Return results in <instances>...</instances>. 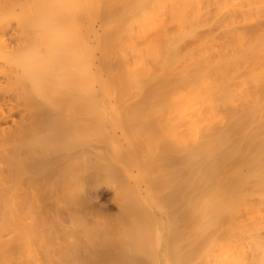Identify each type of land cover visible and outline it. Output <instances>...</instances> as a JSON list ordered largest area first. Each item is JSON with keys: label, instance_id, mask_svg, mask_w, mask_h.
Listing matches in <instances>:
<instances>
[{"label": "bare ground", "instance_id": "1", "mask_svg": "<svg viewBox=\"0 0 264 264\" xmlns=\"http://www.w3.org/2000/svg\"><path fill=\"white\" fill-rule=\"evenodd\" d=\"M98 52L99 62L95 61ZM112 96L131 103L121 126L129 127L127 120L134 117L138 104L140 113L136 112L144 114H138L143 120L135 117L139 130L166 140L167 148L157 151L155 135L152 140L145 134L148 146L154 145L148 158L162 152L157 155L166 162L173 151L174 158L167 163L174 172H169V165L167 171L161 159V165L155 163L157 155L148 171L150 176L153 171L154 186L165 189L162 196L169 199L161 205L170 204L173 223L167 238L170 263L196 264L194 260L200 258L198 264L213 260L215 264H264V0H0V264L159 263L157 250L164 234L152 207L156 204L147 202L148 196L141 195L132 177L113 165L130 166L129 153L123 155L121 148L112 146L107 127L103 100ZM163 107V112L171 111L160 119L157 110ZM145 116L152 117L141 125ZM99 135L108 143L107 154L106 147L100 148L103 143L99 151L95 148L93 141ZM224 144L231 150L235 147L234 160L228 154L231 150L225 153L227 161L229 157L236 163L234 170L229 168L233 163L224 161L223 150V156L212 154ZM219 156L224 167L217 161ZM102 162L106 166L110 162V171ZM208 162L210 166L202 167ZM238 163L244 170L235 175ZM214 164L233 171V187L228 179L231 173L225 172L230 186L225 182L221 186L228 190L214 191L216 174L226 175ZM158 165L163 177L155 173ZM195 165L204 171L202 187L214 179L204 187L207 190L199 185L201 172ZM138 167L145 169V165ZM144 169L139 170L146 179ZM169 173L175 176L177 188L172 182L175 190L167 193L161 179L171 182L170 176L165 177ZM184 174L191 183H183ZM98 178L101 183L116 181L108 184L115 185L114 192L118 187L114 197L120 196L115 199L119 202L113 203L118 204L117 210L113 207L116 215L111 214L114 209L104 214L107 206L95 193L99 186L94 184H101ZM208 189L214 194L198 209L210 194ZM176 200L182 202L180 207ZM232 221L237 224L223 225L215 239L222 243L224 236H230L232 245L240 246L251 239L250 247L247 240L242 250L237 248L242 259L231 243L229 250L222 243L227 248L223 251H217L221 245L214 247L215 240L212 243L218 228ZM229 230L235 237L237 230L238 237L244 235L237 240ZM245 234L250 236L243 240ZM211 243L213 252H222L218 261L217 253L211 259L213 252L207 247Z\"/></svg>", "mask_w": 264, "mask_h": 264}, {"label": "rangeland", "instance_id": "2", "mask_svg": "<svg viewBox=\"0 0 264 264\" xmlns=\"http://www.w3.org/2000/svg\"><path fill=\"white\" fill-rule=\"evenodd\" d=\"M97 27H99V24H97ZM101 56H102V55L100 54V52H98V53L96 54V56H95V61L99 62V60L101 59V58H100ZM99 58H100V59H99ZM113 97H114V98H113ZM111 98H112V99H111ZM138 98H139V97H136L135 99L137 100ZM114 99H116L115 96H112V97H110V99H104V100H103V102L106 103V104H104V105L106 106V107H105V110L107 111V112H106V113H107V114H106V115H107L106 118H107V121H108V123H107V127H109L108 129H110V131H111L110 133H111L112 135H111V134H109V135H111V139H112V141L116 144V145L114 144V145H112V146H113V147H116V146H117L118 149L121 148V149H122V150H121L122 152H121V151H120V152H121V153L125 152V155H126V156H127L128 153H129V155L127 156L128 159H127V158H126V159L129 160L128 163H130V166H129V164L126 166L127 163L124 164L125 162H124V163L122 162L121 165H120L119 163H118V165H115V163L113 162V165L116 166V167L118 166L119 169L121 168V171L127 173L128 176L130 175V177H132V179H133L132 182H133V184H135V183L138 184V185H136V184H135V185H136V188L141 192V195H145L146 197L148 196L149 198L151 197L150 199H149L148 197H147L148 199L146 198V201H147V202H150V201H151V202H150V203H152L151 205H154V203H155L156 205H157V204H158V205L160 204L159 207H158V205H157V207H156V205H155V206H152V207L157 211V213H158V216H159L158 218H159L160 228H161V230L163 231V232H162V235L164 234V235L162 236V237H163V239H162V245L160 244V247H159L158 250H157V258H158V261H159L158 264H164V263H166V262H167L166 264H172V263H170V261H172V260H171L172 258L168 255L169 252H170V251H168L169 248L167 249V247H168V245H169V242L167 241V238H169V237L171 236V233L169 232V231H170L169 227L171 228V226L173 225V223L170 222V221H172V220H170L171 217H170V215H168V213H170V212H169L170 209H168V208H169L168 206H169L170 204H169V205H168V204H165V203H167V201H168L169 199L167 200V198H166L167 196H166L165 198L163 197V196H164V193H165V192H163V191H165V189H164L163 191L161 190V191H162V192H161V191L159 190V189H161V186H159V187H158L159 189H158L157 186H156V187L154 186V182H155V181L153 182L154 179H152V181H151L150 178H153V177H154V176H152V175H153V173H152L153 171L151 172V176L148 174V173H149L148 171L154 168V167H153L154 163H152V162H154V160H155L154 158H156L155 155L159 154V152L156 153V151H155V153L153 154V157H152V158H148V157L150 156V154L152 155L154 149H155V150H157V149L160 150V148H161L162 146H164V148H165V146H166V148H167V145H166L167 142H166V140L163 139V137H162V139L159 140L160 136L158 137V135H157L156 133L153 134L152 131H149V132H150V134H148V135L150 136V137H149V136L146 134L148 131H147V132H143V131L141 132V130H139L138 127H139L140 124L137 122L136 118H137V116H138L137 119H139V117H140L139 115H142V114H139L140 112H139V110H138V109H139L138 107H139L140 105L138 106V104L136 105V109L138 108L137 110H138L139 113L136 112V111H137L136 109H135V110L133 109V112H132V113L134 114V117H133V118H128V120H127L128 122H129V121L131 122V124H130V123H129V124L133 126V127H132L133 129H131L130 125H129L127 122H126V123L128 124L129 127H128V126H126V127H128V128L125 129V127H123L124 124H122V126H121V123L123 122L122 120H124V119H122V115L125 114V112H126V114L128 115V110H126V111H124V110H125V108H127L128 106H130L131 103H128V101H127L126 99H121V98H119V100H118V99L114 100ZM135 99H134V100H135ZM109 100H110V101H109ZM134 100L131 99L130 102H132V104H133V103H134ZM138 100H139V99H138ZM138 100H137V101H138ZM115 101H119V102L115 103ZM137 101H135V103H136ZM103 102H102V103H103ZM140 102H143V101H140ZM144 102H145V101H144ZM144 102H143V103H144ZM109 103H110V104H109ZM137 103H138V102H137ZM149 103H151V102H149ZM162 103H163V102H162ZM165 103H166V105H168V102H165ZM108 104H109L110 106H109ZM144 104H146V103H144ZM144 104H143V105H144ZM147 104H148V102H147ZM147 104H146V105H147ZM121 105H122V107H119V106H121ZM133 105H134V104H133ZM143 105H142V106H143ZM164 105H165V104H164ZM134 106H135V105H134ZM134 106H133V107H134ZM137 106H138V107H137ZM165 107H166V106H165ZM168 107H169V105H168ZM119 108H122V109H119ZM140 109H141V108H140ZM164 109H166V108L163 107L162 109L160 108V109L157 110V113H159V114L161 115L160 119H162V118L165 117V116H166V118H167V117L169 116L170 111H171V110L169 111V108H168L167 111H169V113H167V115L164 116V113L167 112L166 110L163 112ZM170 109H171V108H170ZM111 110H112V111H111ZM142 110H143V109H142ZM120 111H124V112H123V113L121 112L122 114H120ZM140 111H141V110H140ZM111 112H112V113H111ZM142 112H144V111H142ZM154 112H156V111H153V113H154ZM109 113H110V114H109ZM145 113H146V112H145ZM151 113H152V112H151ZM157 113H156V114H157ZM112 114H113V116H112ZM138 114H139V115H138ZM149 114H150V112H149ZM120 115H121V116H120ZM152 115L155 116V114H152ZM142 116H144V114H143ZM112 117H114L113 120H115L116 122L112 120ZM123 117H124V116H123ZM125 117H126V115H125ZM135 117H136V118H135ZM147 117H150V116H145L144 121L141 123V125L144 124L145 121H147V120H146ZM151 117H152V116H151ZM151 117H150V118H151ZM158 117H159V116H158ZM121 119H122V120H121ZM140 119H142V117H140ZM163 119H164V118H163ZM125 120H126V119H125ZM142 120H143V119H142ZM148 121H149V120H148ZM119 124H120V125H119ZM137 124H138V125H137ZM125 125H126V124H125ZM122 127H123V128H122ZM120 128H121V129H120ZM119 129H120L121 131H119ZM122 129H123V130H122ZM127 129H128V130H127ZM127 131L130 132V133L133 135V137H135V139L132 137V138H133V141H132V139H131V141H130V138H131L132 135H130V137H129L128 133H126ZM119 132H120V133H119ZM123 132H125L126 134L123 133ZM140 132H141V133H140ZM130 133H129V134H130ZM139 133H140V134H139ZM142 133H143V134H142ZM145 134L149 137V139H152V138L155 137L154 140H155L156 144H158V145H156V144L154 143V144L156 145V147H154V149H152V147H153L154 145H151V146H152L151 148L149 147L150 145H149L148 143H149L150 141H149L148 139H146L147 136H145ZM158 134H159V133H158ZM224 134H225V133H224ZM151 135H153V136L155 135V136L152 137ZM100 136H101V135H99V137L96 136V137H97V138H96V141H95V140L93 141V142H94V145H95V148H96V147H97V148L100 147V144L103 143V144H101V146H103V147H100V148H101V150H102V148L104 149V148L106 147V148L104 149V151H105V153H106L107 150H109L108 143H106L105 141L103 142V138H100ZM114 136H115V137H114ZM156 136H157V137H156ZM114 138H115V139H114ZM233 138H235V137H233ZM233 138H232V139H233ZM99 139H101L102 142H101V140H100V142H99ZM116 139H117V140H116ZM136 139H137V142L135 141V142H136V143H135L134 140H136ZM152 140H153V139H152ZM168 140H169V139H168ZM233 140H234V139H233ZM129 141H130V142H129ZM148 141H149V142H148ZM96 142H97V143H96ZM126 142H127V144H126ZM153 142H154V141H152L151 143H153ZM231 142H232V140H231ZM95 143H96V144L99 143V144H98L99 146H97ZM105 143H106V144H105ZM117 143H118V144H117ZM133 143L137 146V147L135 146L136 148L134 147V144H133ZM143 143L145 144V145H143V146H145V148L147 147L146 150H145V148H144L145 151L143 150V146H142ZM120 144H121V146H119ZM129 145H132V146H129ZM148 145H149V146H148ZM159 145H161V146L159 147ZM223 146H224L225 149L227 148L226 146H229V147H228L226 150H225L224 148L220 147V148H222V149H220V151H217V152H216L217 149L214 150V152H212L213 156H216V157H217L218 154H219V155H222V154H220L222 150H223L222 152L224 153V155H226L225 153H226L227 151L229 152V151L231 150L229 144L226 145V146H225V144H224ZM107 147H108V149H107ZM130 147H133V148H130ZM148 147H149L150 149H149ZM97 148H96V149H97ZM100 148H98V151H99ZM156 148H157V149H156ZM166 148H165V149H166ZM229 148H230V149H229ZM130 149H131L132 151H131ZM133 149H135V150L133 151ZM161 149H162V148H161ZM170 149H171V148H170ZM170 149H169V151H168V150H165L166 153H167V152H170ZM233 149H234V150H233ZM113 150H114V149H113ZM119 150H120V149H119ZM126 150H127L128 152H127ZM136 150L138 151V153H137ZM150 150L152 151V153H151ZM159 150H157V151H159ZM102 151H103V150H102ZM102 151H101V152H102ZM135 151H136V152H135ZM146 151H147V152H146ZM163 151H164V150H163ZM224 151H225V152H224ZM231 151H233V153H231ZM231 151H230L229 153H228V152H227V153L230 154L229 156L233 155V157L230 159V160L232 161V159L234 160V158H235L234 156H236V155H235L236 153L234 152V151H235V147H233ZM144 152H145V153H144ZM148 152H149L150 154H148ZM215 152H216V153H215ZM218 152H219V153H218ZM98 153H99V152H98ZM103 153H104V152H103ZM107 153H108V152H107ZM107 153H106V154H107ZM109 153H110V152H109ZM135 153H136L137 155H136ZM161 153H162V152H161ZM161 153H160L159 155H161ZM214 153H215L216 155H214ZM217 153H218V154H217ZM234 153H235V154H234ZM100 154H101V153H100ZM138 154H139V157H138ZM164 154H165V153H164ZM164 154H163V155H164ZM102 155H103V154H102ZM108 155H110V154H108ZM108 155H107V156H108ZM111 155H112V154H111ZM123 155H124V153H123ZM168 155H169V156H168ZM171 155L173 156V151H171V154L168 153V154L166 155V156H168V157H170V158H172V159H170V158L168 159V157H167V158L165 157V159L173 160L174 157H172ZM175 155H177L176 152H175ZM179 155H182V156H183V155H184V152H180ZM107 156L105 155V157H107ZM222 156H223V155H222ZM237 156H238V155H237ZM144 157H145V158H144ZM159 157H161V156H159ZM159 157H158V155H157V161H158ZM162 157H164V156H162ZM216 157H215V158H216ZM219 157H220V156H219ZM107 158H108V157H107ZM109 158H111V157L109 156ZM224 158L226 159V158H227V155H226V157L224 156ZM224 158H221V157H220V158H217V161L219 162L220 159H224ZM103 159H104V158H103ZM137 159L139 160V164H140V166H141V165H142V166L145 165V169L142 168V167H138L139 164H138V160H137ZM145 159H146V163H145ZM149 159H151L152 161L149 160ZM160 159H161V158H160ZM160 159H159V161H158L159 163L156 162V161H155V163L160 164V162L162 161L163 163L161 162V164L164 165L165 163L168 162V160H166V162H165V160H162L163 158L161 159V161H160ZM105 160H106V159H105ZM105 160H102V161H105ZM108 160H109L110 162H112L111 159H108ZM136 160H137V161H136ZM230 160H229V157H228V161H229V163H230V164L233 163V162H231ZM236 160H237V158H236ZM100 161H101V159H100ZM123 161H126V160H123ZM150 161H151V162H150ZM174 161L176 162V160H174ZM209 161H210V160H209ZM224 161L228 162L227 159L224 160ZM105 162H107V161H105ZM105 162H102V163H101V166H103V165H104L103 163H105ZM110 162H108L109 165H110ZM147 162H150V163H147ZM171 162H172V161H171ZM218 162H216V163H218ZM221 162H222V161H221ZM221 162H219V163H221ZM234 162H235V161H234ZM237 162H238V161H237ZM98 163H99V162H98ZM151 163H152V164H151ZM208 163H209V162H208ZM208 163H202V164H204V165L206 164V166H202V164H201V166L204 167V168H207L208 166L211 165L210 163H209V165H207ZM213 163H215V161H214ZM229 163L226 164V165H227V166L230 165ZM106 164H107V163H106ZM123 164H124V165H123ZM148 164H150V165H148ZM161 164H160V165H161ZM171 164H172V163H171ZM173 164H175V163L173 162ZM178 164H181V163H178ZM178 164L176 163L175 165H178ZM199 164H200V163H199ZM222 164L225 165V162H222V163L219 164V165H222ZM238 164H239V163H238ZM238 164H237V166H238ZM98 165H99V164H98ZM109 165H108V166L104 165V168L109 167V168H108L109 170H107V168H106L107 171H110V168H111L110 166H111V165H110V166H109ZM151 165H152V166H151ZM166 165L168 166L169 163L165 164V166H166ZM217 165H218V164H217ZM217 165L214 164L215 168H220V167H221V168H220V172H221V173H222V171H223L224 173H225V172H226V173L229 172V173H231V174H228V173H227V174H228V175H231L232 178H231V176L229 177L226 173H225L226 175H224V174L222 173L221 176L223 177V179H224V178H225V179H224V180H221V179H222L221 176L218 175V174H216V173L218 172V170L215 171V174L217 175V177H215V179L218 178V183H215V185H211V184H213V183L210 184V185L212 186V188H215V190H214L215 192H217L216 190H218V189L224 191V190H226L227 188H229V187H228V186H230L229 183H231V182H232V183H235L233 179H234V177H236L235 175L238 174V169H239V171H240V169L242 168V166L239 164V167L237 168V171L235 170L237 173L235 172V175L233 176V174H234L233 171H231V170H229V171H225L224 169H222V166L224 167V165H222V166H220V167H218ZM231 165H234V163L231 164ZM231 165H230L229 168H232V170H234V169L236 168V167H235V166H236V163H235L234 167H232ZM99 166H100V165H99ZM101 166L98 167V168H101ZM105 166H106V167H105ZM128 166H129V168H128ZM148 166H149V167H148ZM155 166H156V165H155ZM167 166H166V167H167ZM169 166H170V165H169ZM173 166H174V165H173ZM183 166H184V165H183ZM197 166H199V167L201 168L200 165H197ZM214 166H212V167L214 168ZM216 166H217V167H216ZM227 166H225V167H227ZM151 167H153V168H151ZM158 167H159V168H158ZM158 167H156L157 169L155 168L154 170H156V171L159 170V169H160V166L158 165ZM163 167H164V166H161V168H163ZM176 167H177V168H176ZM178 167H179V166H175L176 169H179V168H180V167H179V168H178ZM181 167H182V164H181ZM98 168H97V170H98ZM104 168L102 167L103 172L106 171V170L104 171ZM118 168H117V169H118ZM140 168H141V169H144V173L146 174V179L142 176V173H141L142 170L140 171V170H139ZM148 168H149V169H148ZM170 168H172V167H171V166L169 167V172H170ZM184 168H185V167H184ZM195 168H196V165L194 166V169H195ZM200 168H196L195 170L199 171ZM102 169H101V170H102ZM117 169H116V170H117ZM163 169H164V168H163ZM172 169L175 170L174 167H173ZM182 169H183V168H182ZM227 169H228V168H226V170H227ZM242 169L244 170V168H242ZM242 169H241V171H243ZM99 170H100V169H99ZM101 170H100V171H101ZM114 170H115V168H114ZM136 170H137V171H136ZM161 170H162V169H160V171H161ZM203 170H204V169H203ZM221 170H222V171H221ZM107 171H106V172H107ZM160 171H157V172H155V173H157V175H160V174L163 173V172H162V173L159 174ZM165 171H166V170H165ZM167 171H168V167H167ZM167 171H166V172H167ZM103 172H102V173H103ZM111 172H112V171H111ZM113 172H114V171H113ZM172 172H174V171H171L170 173H172ZM199 172L202 173V172H204V171H202V169H201V171H199ZM199 172H197V173H199ZM155 173H154V174H155ZM164 173H165V172H164ZM170 173H169V175H165V177H166V176H170V177H172V178L169 177V179H171V182L168 181L169 184L172 183V182L175 183V181L173 180V179L175 178V176L173 175V176H174V178H173V176H171ZM201 173H199V177H201V178H200L201 181H199V185H200L201 183H205V182H206V179H203V177H202L203 173H202V174H201ZM218 173H219V172H218ZM100 174H101V172H100ZM103 174H105V173H103ZM167 174H168V172H167ZM173 174H174V173H173ZM98 175H99V174H98ZM98 175H97V176H98ZM143 175H144V174H143ZM163 175H164V174H162V175L159 176V177H163ZM100 176H101V177H100ZM100 176H99V177L102 178V175H100ZM104 176H105V175H104ZM149 176H150V177H149ZM225 176H226V177H225ZM106 177H107V175H106ZM155 177H156V175H155ZM159 177H157V178H159ZM165 177L163 178V180H165ZM196 177H197V175H196ZM227 177H229L228 179L230 180V182H229L228 179L226 180ZM100 178H98V180H99L98 182H100V180L102 181V179H100ZM103 178H104V177H103ZM143 178H144V179H143ZM220 178H221V179H220ZM104 179H105V178H104ZM109 179L111 180L112 178H109ZM169 179H168V180H169ZM188 179H189V176H186V175L184 174V179H182V181H183V180L185 181V182L183 181V183H185V185H186V182H187V181H190V179H189V180H188ZM196 179H197V178H196ZM198 179H199V178H198ZM198 179H197V180H198ZM202 179H203L205 182H202ZM113 180H114V179H113ZM145 180H146V181H145ZM158 180H159V179H158ZM172 180H173V181H172ZM213 180H214V179H213ZM213 180H212V181H213ZM231 180H233V181H231ZM96 181H97V179H96ZM212 181H208L207 183L212 182ZM226 181H228L229 183L227 184ZM235 181H236V180H235ZM110 182H112V181H110ZM110 182L105 183V181L103 180L102 183H103V184L105 183V184H107V185H103L101 182H100V183H101V184H100L101 186H100L99 184H97V185L94 184V186H99V187H100V188H99V187H97V188L95 187V188H96V189H95V193H98V196H97V197L100 199V201H101V202H100L101 205L107 206V207H106V208H107V209H106V212H104V214H106V213H110L111 209H114V208H115L116 210L118 209V206L115 207V206L118 205V204H115V205L113 204V203H118V202H119V201H118V202H115V201H117V200H115V199H118V200H119L120 196H119L118 198H116L117 196L114 197V196H115L114 193H117L116 190H118V189H117L118 187H116L115 192L112 191L111 189H112V187L115 189V187H114L115 185L113 186V185H111V184H114L116 181H115V182H112V183L110 184V185H111V188L108 186V184H109ZM134 182H135V183H134ZM176 182H177V181H176ZM221 182H222V183L225 182L228 186H225L226 188H222L221 185H223V184H222ZM96 183H97V182H96ZM117 183H118V182H117ZM117 183H116V185H117ZM161 183H162V185L165 184V188H167V189H166V192H167V191L171 192V191L175 190V189L173 188L172 184L169 185V184L166 183V182L163 183V182H162V179H161ZM179 183H180V182H179ZM179 183H178V185H177L178 188H179ZM189 183H191V181H190ZM189 183H188V184H189ZM207 183H206L203 187H202L203 184L200 185V186L204 189V187H206ZM232 183H231V186H230V187H233V186H234V184H232ZM176 184H177V183L174 184V187H175V188H177V187L175 186ZM226 184H225V185H226ZM139 185H140V186H139ZM185 185H184V187H185ZM189 185H190V184H189ZM91 186H92V185H91ZM106 186H107V187H106ZM117 186H118V185H117ZM153 186H154V188H153ZM191 186L194 188L193 183H192ZM191 186L189 187V189H191ZM211 186H210V187H211ZM213 186H215V187H213ZM223 186H224V185H223ZM108 187H109L110 189H109ZM187 187H188V186H186V188H187ZM210 187H209V188H210ZM98 188H99V190L97 191ZM143 188H144V189H143ZM155 188H156V189H155ZM162 188H163V187H162ZM142 189H143L144 191H145V189H146V191H147L148 193H147V192L144 193V191H142ZM189 189H184V190H185V191H186V190L189 191ZM210 189H211V188H210ZM210 189H208L207 192H209ZM223 189H224V190H223ZM100 190H101V191H100ZM102 190H103V192H102ZM155 190H156L157 192H156ZM197 190H198V192H199V190H201V188H200V189L197 188ZM204 190H207V189H204ZM211 190H212V189H211ZM227 190H228V189H227ZM149 191H150V192H149ZM202 191H203V190H202ZM214 191H210V194H209V195H208V193H206V196H204L203 199L201 198V199H202V202L200 201L201 203L198 202L199 200L196 201V202L199 203L198 206L200 205V206L198 207V209H200V207H202V205L206 202V201L204 202L205 198H206V200H207V199H208L207 197H209V199L212 197V196L210 197V195H211V194L213 195V194H214ZM99 192H100V193H99ZM142 192H143L144 194H143ZM212 192H213V193H212ZM156 193H157V194H156ZM160 193H161V196L163 195V196H162L163 198L159 195ZM162 193H163V194H162ZM167 193H168V192H167ZM167 193H166V194H167ZM195 193H196V192H195ZM195 193H194V194H195ZM204 193H205V192H204ZM204 193H203V194H204ZM154 194H155V197H154ZM166 194H165V195H166ZM203 194H200V196L202 195V197H203ZM99 195H100V196H99ZM149 195H150V196H149ZM145 196H144V197H145ZM112 198H113V199H112ZM254 198H255V197H254ZM254 198H253V199H254ZM160 199H161L162 201H161ZM164 199L167 200V201H164V203H162V205H161V202H163ZM199 199H200V197H199ZM201 199H200V200H201ZM149 200H150V201H149ZM152 200H153L154 202H152ZM111 201H112V202H111ZM176 201H177L176 204L178 205V207H180V206L182 205V202H181V201H178V200H176ZM207 201H208V200H207ZM164 204H165V205H164ZM110 205H114V206H111V207H110ZM177 205H176V206H177ZM104 206H103V207H104ZM172 206L174 207V204H173ZM176 206H175V207H176ZM183 206H184V205H183ZM113 207H114V208H113ZM160 207H161V208H160ZM162 207H163V208H162ZM170 207H171V206H170ZM178 207H177V208H178ZM164 208H167V209L164 210ZM182 208H183V207H182ZM184 208H185V206H184ZM109 209H110V210H109ZM115 209L112 210V213H111V214H113L114 212H116ZM159 209H161V211H160ZM107 210H109V212H107ZM163 210H164V211H163ZM172 210H173V208H171V211H172ZM198 211H199V210H198ZM117 212H118V211H117ZM159 212H161V213H159ZM166 213H167V217H168V218L170 217L168 220H167V217H166ZM111 214H110V215H111ZM106 215H108V214H106ZM113 215H116V214L114 213ZM161 215H162V216H161ZM164 215H165V216H164ZM111 216H112V215H111ZM100 217H101V215H100ZM162 218H163V219H162ZM238 219H239V218H238ZM236 221H237V220H236ZM160 222H161V223H160ZM232 222H233V221H232ZM232 222H231L230 224L226 223L227 225L223 223V224L219 227L220 229L218 228V232L215 230V232H217V233H216V235H215V233L213 234V235H215V236H213L214 239H213L212 243L214 242V240L216 241V240L218 239L217 236L219 235V232L221 231V228H222L223 225H224V226H223L224 228H225V227L230 228V225H231V226L236 225L237 222H239V221H237L235 224H234L235 221L233 222V224H232ZM164 223H165V224H164ZM201 223H203V221H202ZM246 224H247V223H246ZM162 225H164V227H163ZM228 225H229V226H228ZM246 226H247V225H245L244 228H245V230H246V232H247ZM235 227L237 228V226H235ZM248 227H249V226H248ZM222 229H223V228H222ZM233 229H235V228H234V227L231 228V230H233ZM166 230H167L168 232H167ZM185 230H186V229H185ZM198 230H199V229H198ZM219 230H220V231H219ZM231 230H229V231H231ZM245 230H243V231H245ZM165 231H166V232H165ZM234 231H235V230H234ZM231 232H232V231H231ZM246 232H245V233H246ZM250 232H251V231H250ZM250 232L248 231L249 234H250ZM166 233H167V234H166ZM206 233H207V232H206ZM221 233H222V232H221ZM224 233H225V232H224ZM232 233H233V232H232ZM239 233H241V232H240V231L238 232V230H237V237H235L236 234L233 233V237H235L237 240L240 239V237H242V236H240V235H242V234L244 235V233L242 232V234H240L239 237H238V234H239ZM196 234H197V232H195V235H196ZM228 234L231 235L230 232L227 231V232H226V235H228ZM199 235H200V234H199ZM234 235H235V236H234ZM247 235H248V234H245L246 237L244 236L243 240H244L245 238H248V237L250 236V235H248V236H247ZM187 236H190V235H187ZM197 236H198V235H197ZM197 236H195V237L198 238ZM200 236H201V235H200ZM200 236H199V238H201ZM202 236H203V235H202ZM220 236H221V239H222L223 235H220ZM231 236H232V235H231ZM192 237H194V235H192L190 239H192ZM224 237H225V236H224ZM224 237H223V240L227 239V237H225V238H224ZM233 237H231V238H233ZM199 238H198V239H199ZM215 238H217V239H215ZM229 238H230V236H228V239H229ZM235 238H234V240H235ZM190 239H188V240L190 241ZM194 239H195V238H194ZM228 239H227V241H226L227 243H228V241H229ZM168 240H169V239H168ZM188 240H187V241H188ZM195 240H197V239H195ZM195 240H194V241H195ZM200 240H201V239H199V241H200ZM219 240H220V238H219ZM219 240H218V241H219ZM223 240H222V243H224V245L226 244L225 246L228 248V249H227V248L224 247L225 249L229 250V247H228V246H229L230 243H231L230 247H231V246H235L236 249L239 248V250H240V249L242 250V249H243V244H244L245 241H247L248 239L244 241V243L242 244V246H240V244L238 243V241H237L238 245H236V244H235V245H234V244L232 245L233 242L229 241V243L227 244V243L224 242ZM240 240H241V239H240ZM240 240H239V241H240ZM250 240H251V239H250ZM250 240L247 241V243H249V244H248L249 247H250V243H251ZM187 241H186V242H187ZM194 241H193V243H194ZM183 242H184V241H183ZM183 242H181V243H182V244L186 243V242H184V243H183ZM216 242H217V241H216ZM234 242H235V241H234ZM242 242H243V241H242ZM212 243H211L210 245H207V247H208L209 249H210V248L215 249V248H216V247H215L216 245H221L222 247L219 246V249H220V250H219L218 247H217V249H218L217 251H223V250H224V248H223V244H222V243L219 242V243H220V244H219V243L217 242V244L214 245L215 248L212 247V246H213ZM214 243H215V242H214ZM182 244H181V245H182ZM189 244H191V243H189ZM163 245H164V246H163ZM185 245H186V244H185ZM185 245H183V249H184V250H185V248H186ZM211 245H212V246H211ZM186 246H187V245H186ZM204 246H205V245H204ZM237 246H238V247H237ZM239 246H240V247H239ZM244 246L247 248V245H244ZM169 247H170V245H169ZM184 247H185V248H184ZM188 247H189V246H188ZM191 247H192V244H191L190 248H191ZM207 247H206V248L203 247V249H204V250L207 249V253H209ZM241 247H242V248H241ZM245 247H244V248H245ZM162 248H163V249H162ZM190 248H189V249H190ZM221 248H222L223 250H221ZM161 249H162V250H161ZM165 249H167V250H165ZM181 249H182V248H181ZM203 249H202V250H203ZM233 249H234V248H233ZM233 249H232L231 251H233ZM249 249H250V248H249ZM187 250H188V249H187ZM210 250H211V249H210ZM227 250H226V252H227ZM237 250H238V249H237ZM239 250H238V253L240 252ZM188 251H189V250H188ZM234 251H235V249H234ZM234 251L232 252L233 254H234ZM244 251H245V250H244ZM246 251L249 252L248 250H246ZM204 252H205V251H202V255H203V256H204V254H205ZM212 252H213V251L211 250V253H212ZM229 252H230V251H228L226 254H229ZM236 252H237V251H236ZM250 252H251V251H250ZM250 252H249V255H250ZM161 253H162V254H161ZM163 253H164V256H163ZM186 253H187V252H186ZM203 253H204V254H203ZM215 253H217V252H213V253H212V256H211V254H210L211 259H213L212 257H214V258L216 257V256H213ZM221 253H222V252H220V253L218 252V253H217L218 255L216 254L217 257L220 256L219 254H221ZM232 253L230 252L231 255H232ZM166 254H167V255H166ZM183 254H184V253H183ZM224 254H225V253L223 252V256H224ZM230 254H229V256L226 255V257H227V256L230 257ZM235 254H237V253H235ZM235 254H234V256H233V255H232V256L235 257ZM239 254H240L239 257H241V258H239L238 255H236V256H237L239 259H242L241 252H240ZM206 255H207V254H206ZM245 255L248 256L247 254H245ZM165 256H166V257H165ZM208 256H209V254H208ZM223 256H222V257H223ZM232 256L230 257L231 259H232ZM160 257H162V258H160ZM169 257H170L171 259H170ZM164 258H165V259H164ZM209 258H210V257H209ZM224 258H225V257H224ZM224 258H223V259H224ZM230 258H227L226 260H231ZM248 258H249V257H248ZM169 259H170V260H169ZM218 259H219V257H218L216 260L218 261ZM221 259H222V258H221ZM249 259H250V258H249ZM165 260H166V261H165ZM199 260H200V258L197 259L196 261L194 260V263L197 262L196 264H198V261H199ZM164 261H165V262H164ZM224 261H225V260H224ZM226 262H227V261H226ZM199 263H200V262H199ZM213 263L215 264L214 260H213ZM213 263H212V264H213ZM192 264H193V262H192Z\"/></svg>", "mask_w": 264, "mask_h": 264}]
</instances>
